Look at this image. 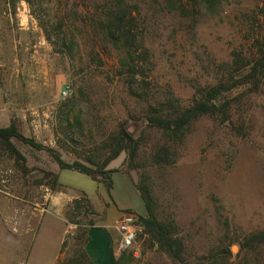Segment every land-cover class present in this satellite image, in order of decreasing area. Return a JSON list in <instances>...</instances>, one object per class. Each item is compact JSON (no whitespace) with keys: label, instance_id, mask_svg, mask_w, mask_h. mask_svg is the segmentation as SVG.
<instances>
[{"label":"rangeland","instance_id":"1","mask_svg":"<svg viewBox=\"0 0 264 264\" xmlns=\"http://www.w3.org/2000/svg\"><path fill=\"white\" fill-rule=\"evenodd\" d=\"M130 3L143 18L136 57L149 74L133 86L119 52L90 27L102 1L0 0V128L14 124L45 148L13 140L21 158L0 148V264H57L66 229L63 257L80 254L76 227L46 213L59 189L53 154L66 164L104 162L107 140L122 128L137 152L121 153L106 170L117 166L146 190L156 217L176 226L186 264H264V251L239 246L264 230V77L248 82L242 69L264 47V0H226L214 11L184 0L185 13L164 0ZM45 27L71 28L74 55L58 53ZM220 81L231 90L225 120L200 117L178 137L148 125L144 94L168 100L160 109L168 112ZM112 191L109 202L126 199L123 187ZM131 205L144 208L138 198ZM138 221L129 264H183L150 248Z\"/></svg>","mask_w":264,"mask_h":264},{"label":"trees","instance_id":"2","mask_svg":"<svg viewBox=\"0 0 264 264\" xmlns=\"http://www.w3.org/2000/svg\"><path fill=\"white\" fill-rule=\"evenodd\" d=\"M104 3L100 12L96 13L94 24L90 26L92 30L101 38L103 43L110 46L111 49L119 52L121 66L124 67L130 86L137 84L141 77L149 78V74H144L143 62L145 58L140 60L136 57L137 48L140 40L143 39L140 31L143 18L141 12L135 8L137 4H131L130 0H100ZM140 1V0H136ZM171 9H180L185 13L186 6L184 0H164ZM226 0H191L195 8L203 7L207 11L217 10ZM85 19V18H84ZM86 20V19H85ZM141 21V23L139 22ZM47 41L63 55H74L78 41L71 36V28H62L58 34H53L51 28H44ZM143 31V29H142ZM96 46V43H94ZM235 55V64L239 60L238 54ZM121 57V58H120ZM242 69L249 72L246 75L247 81L253 82L256 78L264 77V47L260 48L257 57L242 62ZM144 74V75H143ZM148 76V77H147ZM259 80V79H258ZM258 84V82H257ZM226 82L220 81L217 85L200 88L196 92V96L192 103L188 106H173L169 104L166 108L168 112L160 110L164 108L165 100H156L151 94L146 95V101L149 103L151 111L145 116L148 125L158 127L165 132L178 137L179 133L186 129L191 123L203 116H216L226 119L231 108L229 99L225 94L231 90L227 88ZM135 98L139 97L136 90L133 91ZM153 104V105H152ZM157 106V107H156ZM13 140H21L37 150H44V146L37 143L33 139L25 138L18 128L11 124L6 128H0V148L10 154L12 157L21 158V154L15 147ZM137 142L132 135L122 128L117 134L106 142V158L104 162H95L91 159L87 160L90 165L81 162L66 164L58 155L53 154L54 159L59 164L60 169H70L86 174L98 183H101L110 193L113 182V173L118 169L106 170L107 166L116 160L121 153H130L132 157L137 152ZM59 186L58 176L54 177L53 190ZM137 188L141 192L145 203L147 215L139 217L138 223L144 227L141 237L147 235L150 240V248H158L164 251L172 260L186 264L185 245L182 240L176 237V226L173 223L161 222L155 215L149 196L144 188L137 184ZM64 217L67 224L76 227L74 234L81 244L80 254L75 252L68 259L63 257L64 249L68 244V236L65 238L60 257L57 264H94L88 257L85 247L89 241V230L96 224L98 214L93 208L90 199L86 195H82L70 203L65 211ZM86 219V220H83ZM79 235V236H78ZM74 238V236H73ZM240 251L251 252L254 249L264 251V230L252 233L244 237L240 242ZM134 252H123L119 258L112 255V264H129L133 262Z\"/></svg>","mask_w":264,"mask_h":264},{"label":"crops","instance_id":"3","mask_svg":"<svg viewBox=\"0 0 264 264\" xmlns=\"http://www.w3.org/2000/svg\"><path fill=\"white\" fill-rule=\"evenodd\" d=\"M112 164L110 169H118L117 166L112 167ZM56 175L58 176L59 189L54 192L50 209L46 213L49 212L59 216V220L67 224L63 217L65 208L75 199L86 195L98 214L96 224L89 230V241L85 247L86 253L94 264H112V255L115 258L119 257L116 253L120 242L118 224L123 221H135L139 217L147 215L145 203L141 192L137 188V183L129 174L122 170L113 173L112 182L114 187H112V193L114 194L116 186L123 187L126 199L120 197L118 202L112 196L115 201L111 203L109 202V193L104 185L96 182L90 176L78 171L60 168L56 171ZM136 198L142 201L144 206L142 210L135 209L131 205ZM97 204L101 205L100 209H97ZM107 206L109 208L106 209ZM66 234L67 229L61 237L60 246L63 245ZM60 253L61 250H59Z\"/></svg>","mask_w":264,"mask_h":264},{"label":"built area","instance_id":"4","mask_svg":"<svg viewBox=\"0 0 264 264\" xmlns=\"http://www.w3.org/2000/svg\"><path fill=\"white\" fill-rule=\"evenodd\" d=\"M70 89L67 88L63 92V96L67 97L70 94ZM136 221H123L118 224V229L120 232V242L116 250L118 255H121L123 252H127L135 246L140 226L136 224Z\"/></svg>","mask_w":264,"mask_h":264}]
</instances>
